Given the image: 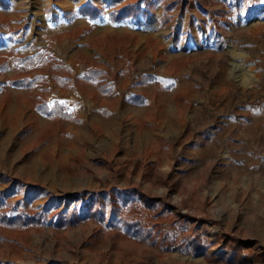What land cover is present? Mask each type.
Instances as JSON below:
<instances>
[{"label": "rangeland", "instance_id": "obj_1", "mask_svg": "<svg viewBox=\"0 0 264 264\" xmlns=\"http://www.w3.org/2000/svg\"><path fill=\"white\" fill-rule=\"evenodd\" d=\"M5 1L6 7L0 5V26L12 25L18 32L31 34L37 45L49 41L54 46L60 40L43 28L45 20L59 27L54 33L75 30L69 39L72 45L60 53L75 63L76 70L88 64L75 60L82 50L98 51L111 59L112 46L126 48L136 42L130 34H124L128 40L116 35L115 28L109 27L108 13L138 0ZM88 4L101 6V13L82 12ZM140 5L147 12L126 17L129 25L146 21L151 11L155 16L159 13L165 58L188 54L187 70L182 73L190 87L183 91L187 100L178 106L166 95L159 107L162 138L157 149L152 145L142 152L124 153L110 148L103 142L107 137L89 121L84 133L70 128L68 140L60 135L50 145L37 143L30 151H22L21 164L16 158L8 162L9 173L40 184L33 205L39 210L46 205L50 212L39 225L0 228L11 239L0 242L1 260L217 264L205 255L221 253L229 236L240 239L239 249L252 256L245 262L236 258L234 264H264V0H140ZM166 7L169 18L165 21ZM96 31L106 44L92 45ZM179 42L182 47L175 48ZM235 64L251 74L247 83L234 75ZM167 75H171L168 70L169 80ZM38 154L43 156L39 163L22 166ZM107 188L130 190L141 198L145 218L177 242L169 246L163 234L147 237L146 227L125 234L99 230L106 220L89 214L76 225L59 223L60 209L77 216L70 211L82 209L85 202L79 197L62 198L64 194ZM20 197L10 200V213L26 205ZM111 219L119 222L117 216ZM193 230L206 241L205 250H193Z\"/></svg>", "mask_w": 264, "mask_h": 264}, {"label": "crops", "instance_id": "obj_2", "mask_svg": "<svg viewBox=\"0 0 264 264\" xmlns=\"http://www.w3.org/2000/svg\"><path fill=\"white\" fill-rule=\"evenodd\" d=\"M5 4V0H0L2 7H6ZM153 13L151 11L146 21L139 20L135 25H129L127 18L122 20L124 22L116 21V25L111 20L109 27L115 28L116 35L130 34L136 37V42L126 48L122 44L112 46L115 49L111 59L98 51L78 52L76 62H88L81 70H76L75 63L71 59L65 60L60 53L72 45L69 39L75 30L54 33L59 27L45 20L43 28L60 39L51 46L49 41L37 45L31 34L18 32L12 25L9 29L0 26V214L15 216L34 207L47 217L50 210L46 205L40 210L33 205L40 184L9 173L6 165L16 159L21 164L22 151L27 148L26 152L30 151L37 143L50 145L60 135L68 140L70 128L84 133L92 122L100 130V135L107 137L103 142L124 153L142 152L152 145L157 149L162 138L159 135L158 120L162 116L159 107L164 105L166 95L171 103L180 106L187 100L183 91L190 87L182 78L189 63L188 54L182 52L165 58L160 14L155 16ZM101 34L96 31L92 45L106 44L100 39L104 37ZM154 39V43L148 44ZM181 47L182 42L175 45V48ZM166 70L171 72L167 75L169 80H166ZM65 86L72 87L66 91ZM42 154L29 158L22 166L36 165L43 158ZM20 188L24 191H19ZM112 189H84L64 194L62 198L85 199L82 209L70 211H76L81 222L86 214L96 212L99 219L107 222L100 224L99 230L115 229L125 234L133 229L114 221L111 216H117L119 220L120 215H127L133 201L143 211L142 199L130 190L116 192ZM20 195V201L26 205L18 212L10 213L7 208L10 200ZM68 211L60 209V214L65 215ZM0 264L30 262L0 259ZM50 264L64 263L55 261Z\"/></svg>", "mask_w": 264, "mask_h": 264}, {"label": "trees", "instance_id": "obj_3", "mask_svg": "<svg viewBox=\"0 0 264 264\" xmlns=\"http://www.w3.org/2000/svg\"><path fill=\"white\" fill-rule=\"evenodd\" d=\"M82 12H88L91 16H97L101 13L102 7L96 6L92 4L85 5L80 9ZM147 11L143 9L140 5V0L135 3L127 4L126 6L114 10L110 13V18L114 21L121 20L126 17H133L138 16L140 13H146ZM168 8H165V12L163 14V19L165 21L169 18L168 17ZM129 36H123L120 39H129ZM30 213H20L15 216L7 215L6 213L0 214V227L5 229L6 227L10 226H19L25 227L30 225H39L44 218V214L37 209H30ZM92 216H96V212L92 214ZM81 221V217L79 215L75 216L73 214L67 213L66 215H61L59 223L68 224V225H76ZM119 221L125 224L130 230H139L140 228H147L146 235L147 237H157L160 234H163L164 240L168 242L169 246H173L175 242H177V238L172 239L171 235L168 231H163V228L156 224L151 225V222L147 220L143 214L142 209L135 203L132 202L130 210L127 215H120ZM129 231H127L128 233ZM193 239L192 245L193 250L203 251L207 248V243L205 240L202 239L201 234L197 230L192 231ZM5 240H11L6 237L3 232H0V242ZM240 239L233 238L227 236V243L221 248V253L206 256L208 260L211 262H215L217 264H234L236 258L242 259V261H249L252 256L245 255L243 250L239 249Z\"/></svg>", "mask_w": 264, "mask_h": 264}, {"label": "bare ground", "instance_id": "obj_4", "mask_svg": "<svg viewBox=\"0 0 264 264\" xmlns=\"http://www.w3.org/2000/svg\"><path fill=\"white\" fill-rule=\"evenodd\" d=\"M234 75L241 83H247L251 79V74H249L246 70L239 68L238 64L234 66Z\"/></svg>", "mask_w": 264, "mask_h": 264}]
</instances>
